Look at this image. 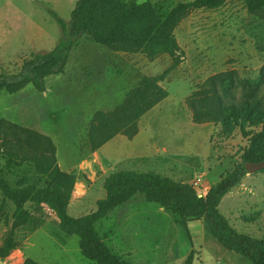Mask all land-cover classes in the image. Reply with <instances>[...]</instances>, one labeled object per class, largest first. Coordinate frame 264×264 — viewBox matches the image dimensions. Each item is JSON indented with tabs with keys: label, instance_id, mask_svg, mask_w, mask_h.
<instances>
[{
	"label": "rangeland",
	"instance_id": "rangeland-1",
	"mask_svg": "<svg viewBox=\"0 0 264 264\" xmlns=\"http://www.w3.org/2000/svg\"><path fill=\"white\" fill-rule=\"evenodd\" d=\"M77 1L0 0V73H18L26 61L52 50L61 32L48 9L69 20ZM161 1L171 9L193 0L138 3ZM174 35L180 47L177 63L169 54L150 58L145 52L115 51L83 36L65 71L46 79V91L32 84L15 94L1 91L0 167L11 186L45 185L49 176L37 168L53 166L55 157L62 172L77 178L68 212L78 218L96 211L114 172L168 176L193 186L200 197L232 172L261 127L237 129L227 137L220 123H197L190 103L211 78L231 91L227 100L241 101L247 82L264 77V9L228 0L220 8L184 15ZM174 63L160 82L168 96L140 119L138 133L119 134L92 150L88 132L94 115L114 110L144 77L162 76ZM258 90L264 106V83ZM43 137L55 144V156ZM25 207L29 221L16 229L17 247L0 256V264H95L82 255L78 236L60 229L46 204ZM219 209L237 231L264 238V170L246 174ZM14 223L15 206L0 190V247ZM94 230L121 264H186L192 250L194 264H250L223 247L202 220L190 221L188 233L170 209L142 195L115 209Z\"/></svg>",
	"mask_w": 264,
	"mask_h": 264
},
{
	"label": "trees",
	"instance_id": "trees-1",
	"mask_svg": "<svg viewBox=\"0 0 264 264\" xmlns=\"http://www.w3.org/2000/svg\"><path fill=\"white\" fill-rule=\"evenodd\" d=\"M227 1L193 0L166 9L163 1L139 4L138 0H78L69 20L48 9L60 28L57 45L49 52L26 61L18 73H0V92L15 94L29 84L39 92L46 91V79L65 71L73 49L83 36H90L95 42L115 51L145 52L150 58L169 54L177 63L180 47L174 29L181 18L194 10L220 8ZM246 2L251 7L264 9V0ZM175 63L162 76L144 77L114 110L99 111L94 115L88 132L92 150L101 148L119 134L134 137L138 133L140 119L168 96L160 82L175 67ZM247 83L245 98L229 101L226 96H230L231 91L211 78L205 90L195 94L194 101L190 103L197 123H220L227 137L237 129L246 132L249 127H261L250 136L241 156L242 161L212 186L205 197H200L193 186L176 182L168 176L135 170L118 171L106 179V197L98 201L96 211L75 218L68 209L77 178L74 174L62 172L55 157L53 166L47 168L40 165L37 168L49 176L45 185L30 183L13 187L0 167V190L4 198L15 206L18 221L0 247V256L7 257L17 247L16 229L28 223L30 215L25 206L33 203L46 204L56 213L60 229L67 235L78 236L84 258L95 264H121L120 258L103 243L94 225L135 196L142 195L148 203L170 209L188 233L190 221L202 220L209 233L228 251L246 258L250 264H264V238L257 239L237 231L219 209L222 199L249 173L246 164L264 162V106L258 96L264 77ZM3 124L4 120H1L0 128ZM22 131L27 138H31L29 131ZM43 139L55 156L53 141L49 137ZM194 254L192 250L186 264H194ZM24 264L39 263L27 260Z\"/></svg>",
	"mask_w": 264,
	"mask_h": 264
},
{
	"label": "water",
	"instance_id": "water-1",
	"mask_svg": "<svg viewBox=\"0 0 264 264\" xmlns=\"http://www.w3.org/2000/svg\"><path fill=\"white\" fill-rule=\"evenodd\" d=\"M246 168L249 173L253 174L261 170H264V162H259V163L250 162L246 164Z\"/></svg>",
	"mask_w": 264,
	"mask_h": 264
}]
</instances>
